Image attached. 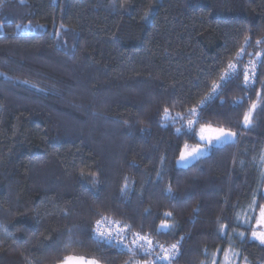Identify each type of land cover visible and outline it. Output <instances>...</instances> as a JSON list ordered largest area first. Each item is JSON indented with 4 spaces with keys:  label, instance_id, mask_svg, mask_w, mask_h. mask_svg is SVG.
Returning <instances> with one entry per match:
<instances>
[{
    "label": "trees",
    "instance_id": "obj_1",
    "mask_svg": "<svg viewBox=\"0 0 264 264\" xmlns=\"http://www.w3.org/2000/svg\"><path fill=\"white\" fill-rule=\"evenodd\" d=\"M263 171L264 0H0V264H152L101 220L243 264Z\"/></svg>",
    "mask_w": 264,
    "mask_h": 264
},
{
    "label": "snow or ice",
    "instance_id": "obj_2",
    "mask_svg": "<svg viewBox=\"0 0 264 264\" xmlns=\"http://www.w3.org/2000/svg\"><path fill=\"white\" fill-rule=\"evenodd\" d=\"M145 18H147V13L145 14ZM247 42V41H246ZM259 43V42H258ZM259 55V54H258ZM234 67L232 64L229 65V68ZM224 79V78H222ZM249 79L247 72L245 73V81H247ZM256 105L253 104L252 105V109L255 110ZM165 114H167L168 109L165 108ZM196 109H192V113H196ZM251 116L252 113H246L244 116V126L248 127L251 124ZM179 131V129H178ZM201 131H203V129H201ZM236 134L234 132L231 131H225L224 129H219L217 130V134L214 137H208L207 139L209 141L215 139L217 141H220L222 139L224 140H229L232 139ZM205 137L201 136V140H204ZM187 147V145L185 146ZM201 151V149L199 147H195L193 148L190 152H181V156H180V160L181 161H186L189 158H193L196 155H198V153ZM169 191H171V189H169ZM99 224L100 221H97V233L98 235L105 241V242H110L112 239L111 234H109L108 236H105L103 232H100L99 230ZM257 224L258 225H264V207H261L260 212H259V218L257 220ZM164 228H167V225L163 226ZM241 237L244 236L243 233H240ZM252 237L256 240H259V242L261 244H264V232H258L256 230H253L252 232ZM137 240H141V241H145V243L148 245V247L145 249V253L149 254L151 252V245H152V241L150 239H148L145 236H141L139 234H137ZM140 247H143V245H140ZM177 248V245H172L171 246V254L175 253V250ZM128 251H133V249L129 248ZM228 251L229 250H225V262L224 264H230L229 258H228ZM171 254L170 255H165L164 256V260L169 261V264H171ZM157 259H160V257H157ZM61 264H99V261L95 260V259H91V258H86L83 256H66L64 258L63 261H61ZM213 264H216V262L214 261Z\"/></svg>",
    "mask_w": 264,
    "mask_h": 264
},
{
    "label": "built area",
    "instance_id": "obj_3",
    "mask_svg": "<svg viewBox=\"0 0 264 264\" xmlns=\"http://www.w3.org/2000/svg\"><path fill=\"white\" fill-rule=\"evenodd\" d=\"M233 69L234 68H230V71L233 72L235 70ZM111 222L112 221L101 220L99 224L100 232H103L105 236H108L109 234L112 236L111 241L107 242L108 245L122 253H130V251H128L129 248L137 250L141 255L150 257L152 264H169V261L164 260V256L171 254V246L164 247L153 240L149 235L129 233L126 228H123L118 223L112 224ZM96 229L97 223L95 224L93 231L94 240L99 242L104 241L98 235ZM137 234L145 236L152 241L151 252L149 254L145 253V249L148 247V245L145 243V241L137 240ZM140 245H143V247H140ZM178 255L179 250L177 247L175 253L171 254V264H173V262L177 259ZM157 257H160V259H157Z\"/></svg>",
    "mask_w": 264,
    "mask_h": 264
},
{
    "label": "flooded vegetation",
    "instance_id": "obj_4",
    "mask_svg": "<svg viewBox=\"0 0 264 264\" xmlns=\"http://www.w3.org/2000/svg\"><path fill=\"white\" fill-rule=\"evenodd\" d=\"M213 143L218 145L220 143H225V141L221 142V140L217 141L213 139ZM259 183H260V186H259L258 192L262 200L260 204H255L254 211L250 213L248 216L247 244L249 247H248V251L245 253V260L243 264H264V244H261L259 240H256L252 237L253 230H256L258 232H264V225L257 224L260 209L261 207H264V171L261 175V179ZM252 247H256L258 251L256 255L251 252L253 251Z\"/></svg>",
    "mask_w": 264,
    "mask_h": 264
},
{
    "label": "rangeland",
    "instance_id": "obj_5",
    "mask_svg": "<svg viewBox=\"0 0 264 264\" xmlns=\"http://www.w3.org/2000/svg\"><path fill=\"white\" fill-rule=\"evenodd\" d=\"M232 68L236 69V67H232ZM202 129H203V131H201V129H199L197 131V133H196V136H197V139H198V143H199L198 147L201 149V151L198 153V155H196L193 158H189L186 161H181L180 158H179V160H178V165L179 166H181V167L189 166L198 157H201L204 154H206V152H208L212 148V146H214L213 140L209 141L207 138L215 136L217 134V130L218 129H211L209 127H205V128H202ZM201 136L205 137V139L201 140ZM192 149H193L192 147H185L182 152H190ZM131 264H147V263L133 261Z\"/></svg>",
    "mask_w": 264,
    "mask_h": 264
},
{
    "label": "water",
    "instance_id": "obj_6",
    "mask_svg": "<svg viewBox=\"0 0 264 264\" xmlns=\"http://www.w3.org/2000/svg\"><path fill=\"white\" fill-rule=\"evenodd\" d=\"M234 139H235V136H234L232 139H229V140H224V139H222L221 142H224V141H226V142H233Z\"/></svg>",
    "mask_w": 264,
    "mask_h": 264
}]
</instances>
